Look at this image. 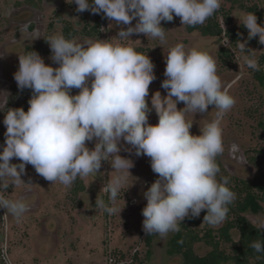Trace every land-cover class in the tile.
<instances>
[{"label": "clouds", "instance_id": "9594fccd", "mask_svg": "<svg viewBox=\"0 0 264 264\" xmlns=\"http://www.w3.org/2000/svg\"><path fill=\"white\" fill-rule=\"evenodd\" d=\"M77 12L103 13L121 27L119 40L133 34H145L165 42L162 21L175 17L183 25L203 24L219 10L221 0H72ZM253 12L239 18L248 30V40L259 37L264 45V25ZM136 20L134 26L132 21ZM242 35V34H241ZM50 46L45 63L36 51L19 55L14 73L18 88L31 90L28 110L7 108L3 124L5 141L0 151V192L25 183L21 176L32 165L38 175L50 182L71 187L77 177L98 174L102 162L110 163L116 174L110 176L100 195L97 210L109 215L117 212L116 198L127 183L134 161L119 153L124 150L150 158V166L158 178L144 191L146 206L142 209V226L148 235L166 237L179 232L186 217H199L207 210L203 223L217 226L227 217L229 204L236 193L227 185L229 177L217 179L220 167L216 158L225 151L222 120L235 105V98L223 90L217 75L216 61L206 52L187 49L183 43L170 47L166 56V77L161 87L147 97L149 85L156 79L155 65L148 55L133 47L109 40L88 39L77 42L63 35L45 39ZM237 41L241 59L253 71H260L257 51ZM239 63V62H238ZM78 89L72 95L71 90ZM183 103L184 107L177 105ZM213 105L215 116L200 127V135L190 132L193 122L189 114L206 113ZM155 110L158 123H149ZM95 140L94 149L86 146ZM123 141V145L122 142ZM239 146L233 143L230 154L236 157ZM21 162L11 163L13 158ZM243 160L242 157H238ZM132 176V175H131ZM0 209H6L18 222L30 210L25 198L8 199L0 195ZM255 228L264 230V220ZM256 253H264V240L249 245Z\"/></svg>", "mask_w": 264, "mask_h": 264}, {"label": "rangeland", "instance_id": "374dc122", "mask_svg": "<svg viewBox=\"0 0 264 264\" xmlns=\"http://www.w3.org/2000/svg\"><path fill=\"white\" fill-rule=\"evenodd\" d=\"M36 8L26 4L25 0H0V75L3 73L6 83H0V108L23 107L28 110V100L31 90H12L14 73L19 67V55L24 54L27 46H41L40 55L48 65H59L49 59L50 46L45 39L52 34L64 36V27L70 25L81 32L91 30L96 24V14L91 11L77 12L78 7L72 0H35ZM258 5L264 14V0H239L237 4L229 0H221V8L231 10L233 26H241L239 18L247 12L240 9L241 5ZM103 13H100L102 15ZM136 20L132 21L134 26ZM166 39L161 45L158 38L147 37L145 34H133L130 39L119 40L118 32L121 27L115 21L108 20L99 33L88 36L86 33L73 39L77 42L92 40H109L111 43H123L133 47L138 53L148 55L155 65L156 79L149 85L147 97L151 107V96L160 91L162 96L166 90L161 87L166 68V56L170 47L183 43L187 49L195 48L208 53L215 61L217 75L220 77L223 90L235 98V105L225 114L222 120L223 140L225 151L216 158L220 167V177L229 176L235 179L232 188L237 183H251L261 178L259 163L264 164V83L257 80L255 71L248 68L241 59L239 49L234 50L232 65H224L219 59L220 42L217 39L202 37L199 33H189L187 25L181 23L179 17L173 21H162ZM32 27L34 29H32ZM85 31V32H86ZM246 47L257 51L256 57L264 69V46L258 48L254 44ZM239 62V63H238ZM1 79V77H0ZM12 84V85H11ZM75 95V89L71 90ZM178 109L183 108L181 102ZM215 116L214 106L210 105L206 113H192L186 119L193 122L190 132L200 135V127ZM5 112L0 111V146L4 145L6 127L3 124ZM149 123H158L155 110L149 114ZM96 141H87L86 146L94 149ZM123 145V141L121 142ZM239 146L236 157L230 154V146ZM121 156L134 161L130 169L131 175L116 198L117 212L109 215L95 207L100 195L105 201L108 193L103 187L110 176L116 173L107 161L102 162L98 174L77 177L71 187H65L59 182H50L38 175L30 164L26 166L21 178L25 183L7 191L0 192L8 199L25 198L30 210L18 222L6 209H0V264H180V258L169 254V246L177 232H170L166 237L154 235L151 246L147 244V235L142 226L144 217L142 209L146 206L143 192L158 178L150 166V158L137 157L134 152L124 150ZM3 148L0 147V151ZM238 157H242L243 160ZM21 161L13 158L11 163ZM81 184V185H80ZM83 186L84 190L79 189ZM228 186V185H227ZM230 188V187H229ZM233 191V189H231ZM36 200V201H35ZM204 214L201 212L200 226L191 228L198 231L200 236L212 231L219 232L223 223L213 227L203 223ZM253 225L264 220V201L246 214ZM187 218V217H186ZM189 221L180 224L186 225ZM236 242L239 240L238 231H232ZM221 249L227 254L233 253L231 244L221 243ZM195 250L200 256L207 255L212 248L205 242L195 244Z\"/></svg>", "mask_w": 264, "mask_h": 264}, {"label": "trees", "instance_id": "16d2710c", "mask_svg": "<svg viewBox=\"0 0 264 264\" xmlns=\"http://www.w3.org/2000/svg\"><path fill=\"white\" fill-rule=\"evenodd\" d=\"M237 4L239 0H229ZM240 9H245L246 12H253L257 16V22L264 25V14L258 5L240 6ZM96 24L91 30L84 29L81 32L74 30L70 25L64 27V37L73 39L77 35L87 34L92 36L93 33H99L101 27L108 21L104 15L96 14ZM231 10H225L224 7L219 8L214 15L209 17L203 24L196 26H188L189 33H199L202 37L217 39L220 42L219 59L224 65H232L234 58V50L238 49L236 42L243 41V36L248 40V30L241 26H233ZM86 31V32H85ZM242 34V35H241ZM259 37L248 40V45L254 44L258 48L264 46L260 44ZM28 51L42 52V47L28 48ZM27 51V52H28ZM255 76L258 81L264 83V69L255 71ZM28 90V89H24ZM76 94L79 90L75 89ZM259 170L264 171L263 162L259 163ZM229 177V176H227ZM235 179L229 177L228 187L236 193V199L227 207V219L219 232L213 234L212 231L206 232L204 236H200L198 231L191 228L198 227L201 224L199 219L185 218L189 221L188 224H182L179 232L175 234L170 242L169 254L180 258V264H264V253H256L249 247L254 240H264V230L254 227L248 220L246 214L259 206L260 202L264 201V178L254 180L251 183H237L234 188L230 185L234 184ZM81 185V184H80ZM84 190L83 186H80ZM204 215L207 210L202 211ZM232 231H238L239 240L236 242L232 236ZM154 235H147V244L151 246ZM205 242L212 250L205 256H200L195 250V244ZM221 243L231 244L233 253L227 254L221 249Z\"/></svg>", "mask_w": 264, "mask_h": 264}, {"label": "flooded vegetation", "instance_id": "af4514ba", "mask_svg": "<svg viewBox=\"0 0 264 264\" xmlns=\"http://www.w3.org/2000/svg\"><path fill=\"white\" fill-rule=\"evenodd\" d=\"M26 1V4H28V5H30L31 7H33V8H36V7H38L37 6V3H36V1L35 0H25ZM32 29H34L33 27H32ZM35 47H41L40 45L39 46H27L26 48H25V51H24V54L28 51V48H35ZM40 54V53H39ZM3 75V73H1V75H0V77H1V79H0V83H6V82H9V81H6L5 80V78H4V76H2ZM13 84V85H12ZM12 90H13V92H17V91H19L20 89L18 88V86H17V82L15 81V79H14V81H12ZM21 91V90H20ZM36 201V200H35ZM33 203H35V202H32V204H30L29 206L31 207L32 205H35V204H33Z\"/></svg>", "mask_w": 264, "mask_h": 264}]
</instances>
